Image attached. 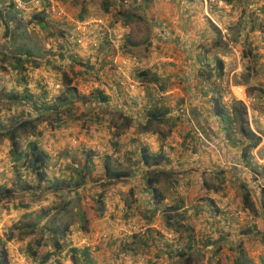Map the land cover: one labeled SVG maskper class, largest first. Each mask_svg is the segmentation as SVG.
I'll return each mask as SVG.
<instances>
[{
    "label": "crops",
    "instance_id": "crops-1",
    "mask_svg": "<svg viewBox=\"0 0 264 264\" xmlns=\"http://www.w3.org/2000/svg\"><path fill=\"white\" fill-rule=\"evenodd\" d=\"M47 1L24 12L0 2V130L46 117L20 137L24 156L0 137V264H75L73 248L78 264L83 250L92 264H174L181 253L197 264H264V210L242 201L247 190L260 200L264 188L254 168H264V97H247L243 78L249 71V83L264 87V0H52L62 16ZM90 16L124 29L125 64L112 46L91 49L77 33ZM129 77L134 90L120 84ZM216 96L227 106L249 98L261 137L251 166L245 142L214 111ZM115 110L131 118L117 137ZM152 116L164 123L141 132ZM32 141L44 157L37 169ZM69 200L72 224L57 250L51 234L62 232L56 214ZM91 232L103 236L93 251L84 248Z\"/></svg>",
    "mask_w": 264,
    "mask_h": 264
},
{
    "label": "trees",
    "instance_id": "trees-1",
    "mask_svg": "<svg viewBox=\"0 0 264 264\" xmlns=\"http://www.w3.org/2000/svg\"><path fill=\"white\" fill-rule=\"evenodd\" d=\"M107 4V3H106ZM109 3L107 4L108 7ZM122 13V12H121ZM125 13V12H123ZM218 37H220V33H218ZM251 50H247V49H242V55H241V59L244 62L245 65V60H247V65L246 67L249 69L250 67H254V65L251 64V57H254V54L250 52ZM255 58V57H254ZM249 62V63H248ZM222 65L223 62L221 60L218 61V65H217V70L220 73L222 70ZM141 74H143V72H140ZM250 72L247 71L246 74L244 75V80L245 83H247V87H246V96L247 97H264V87L260 86V85H254V84H250L249 81L247 80L248 76H249ZM69 84V82H67ZM68 94H70L71 96L76 97L77 94H75V90L68 88ZM238 91V89H237ZM76 95V96H75ZM94 97H96L98 100L100 101H105L106 100V96L103 95L102 92L100 91H95L92 94ZM71 96L68 97V100L71 101V99H73ZM77 98V97H76ZM10 99H14V97H10ZM77 99H80V97L78 96ZM15 100H9L8 102L13 103ZM54 108L55 105L53 106ZM169 110V108H167V110L163 111V114H165L167 111ZM214 111L216 112V114L221 118V121L224 123L225 125V129H226V133L227 135H229V137H231V139H233L232 133L234 132V129L236 131V133L239 135V137L242 139L244 143L243 147H242V156L244 159L248 160L247 163L250 164L251 158H252V154L251 151L260 143L261 141V137L251 128L250 126V121H249V115H248V110H247V106L245 105V103L240 100L237 99L236 97H231V102L229 103V106H227L221 99L220 96H216V98L214 99ZM112 121L111 124L114 126V129L112 131V134L114 137L119 136L120 134L124 133V131L128 128L129 123L131 121V118L128 115H125L123 112L121 111H112ZM162 114V115H163ZM45 116L40 115L39 117H36L34 119H23L20 120L19 122H17L16 124L10 126L9 128H6L5 130H0V137H7L10 142H11V146L12 149L11 151L14 153V155L16 156V158H19L20 156H24L25 154H23V151H18L16 148H18L19 146V140L20 137L22 135H28L29 133H35L36 132V128H37V124L45 119ZM157 118H149L147 120V122L143 125L140 126V131L141 132H149V131H153L156 128L159 129V127H156L158 125V123H164L163 120H159L158 123L156 122ZM29 148H30V164L37 169V167L41 166V163L44 160L43 154L40 151H37V147H36V141H32L29 144ZM140 153H141V160L148 164L149 160H152V155L149 152V149L147 148L146 145L142 146L140 148ZM161 155L157 156L160 157ZM251 166V164H250ZM259 166L260 168V174L262 176H264V168L263 165H258L256 162L254 163V168L257 169V167ZM110 168L106 165V170H105V174L106 177H115L117 174L113 171L112 173H109ZM261 192V198L260 200H257L256 202L252 200L251 198V192H249L248 190L244 192L243 196H242V201L244 203V206L246 208H248L251 212H254L255 214L258 213V209L264 210V188H262L260 190ZM71 200L65 202L63 204L62 208H59L58 212L56 215H58V217H56V219H58L59 221H61L60 223L62 224L60 229L62 232H53L51 234V237L53 238V243L56 247V249H60L63 244H60L58 242L59 238H65V234H66V229H68L70 227V225L72 224V209H71ZM258 204V205H256ZM67 214V218L64 216V214ZM53 220H55V215L53 217ZM60 226V224H59ZM65 243V242H64ZM71 257L72 260L75 264H78L77 260V254H78V250H76L75 248L72 249L71 251ZM82 254L84 256V263L86 264H92L93 261L90 259V253L88 252V250H83ZM180 259L183 260L182 264H190V259L191 257L185 254H180L179 255ZM48 258V254H46L45 256L42 257V262H44L46 259ZM56 264H61V263H56Z\"/></svg>",
    "mask_w": 264,
    "mask_h": 264
},
{
    "label": "built area",
    "instance_id": "built-area-1",
    "mask_svg": "<svg viewBox=\"0 0 264 264\" xmlns=\"http://www.w3.org/2000/svg\"><path fill=\"white\" fill-rule=\"evenodd\" d=\"M4 0H0L2 2ZM10 2L17 12H24L30 9L38 8L43 0H6ZM51 11L58 15H64L63 10L56 5L52 0L49 2ZM75 28L77 33L82 37L86 38L87 44L91 49L98 50L100 45H110L114 48L116 56H120L126 62V56L122 48L123 35L125 34L124 29L119 27L116 29L114 23L106 17H93L90 16L86 20L78 21ZM120 84L125 85L129 90H134L137 86V81L131 77L125 80H120ZM243 102L248 106L249 98L242 99ZM88 244V243H87ZM89 246V244L87 245Z\"/></svg>",
    "mask_w": 264,
    "mask_h": 264
},
{
    "label": "rangeland",
    "instance_id": "rangeland-1",
    "mask_svg": "<svg viewBox=\"0 0 264 264\" xmlns=\"http://www.w3.org/2000/svg\"><path fill=\"white\" fill-rule=\"evenodd\" d=\"M124 0H122V3L125 5L126 3H124L123 2ZM118 56V55H117ZM126 56V55H125ZM141 56V55H140ZM239 95H241V97H243L244 95H242V94H239ZM243 99V98H242ZM246 105V104H245ZM74 107H76V105L74 106ZM73 120H75L76 121V119H73ZM105 187V186H104ZM72 189H74V187H72L71 188V190ZM75 190V189H74ZM76 191H78V190H76ZM79 193H81L82 194V191H80V192H78V195H79V197H80V194ZM102 196V195H101ZM74 205H76V206H80V204H79V202H76ZM92 206V205H91ZM98 206H99V204H98ZM97 208H99V207H97ZM96 207L95 208H93V209H90L91 211L93 210V211H95V213H96V211L98 210ZM95 215H98V214H95ZM90 218V217H89ZM89 218H85L83 221H85L86 223L88 222V220H89ZM83 223V222H82ZM85 223V224H86ZM61 229H62V227H61ZM83 229H86V228H83ZM101 239H103V236L100 234V233H97V232H91V233H88V235H87V237L86 238H84V240L86 241V243H88L89 244V246H87V247H84V248H86V249H91L92 251L93 250H96L97 249V247L96 246H98L100 243H101ZM199 259L197 258V257H195L194 256V258L192 257L191 259H190V264H197V261H198ZM183 263V260L182 259H180V258H177L175 261H174V264H182Z\"/></svg>",
    "mask_w": 264,
    "mask_h": 264
}]
</instances>
